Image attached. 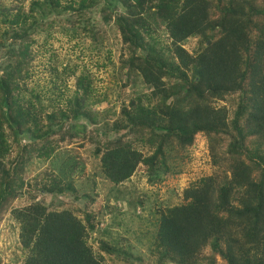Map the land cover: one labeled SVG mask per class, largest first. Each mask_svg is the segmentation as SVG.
I'll return each instance as SVG.
<instances>
[{"label":"trees","instance_id":"obj_1","mask_svg":"<svg viewBox=\"0 0 264 264\" xmlns=\"http://www.w3.org/2000/svg\"><path fill=\"white\" fill-rule=\"evenodd\" d=\"M25 1L0 0V223L7 215L18 229L15 264H144L113 240L93 248L103 213L67 173L76 169L73 154L57 168L27 170L81 138L105 187L124 183L140 164L156 183L174 172L168 157L200 132L213 170L183 189L182 203L159 209L150 241L156 264H264V0ZM57 15L74 37L87 31L95 42L107 26L119 32L127 50L121 87L135 89L118 110L96 109L107 98L94 94L86 72L72 95L61 100L57 87L48 104L31 85ZM69 69L51 70L52 83L64 84Z\"/></svg>","mask_w":264,"mask_h":264},{"label":"rangeland","instance_id":"obj_2","mask_svg":"<svg viewBox=\"0 0 264 264\" xmlns=\"http://www.w3.org/2000/svg\"><path fill=\"white\" fill-rule=\"evenodd\" d=\"M4 1L8 3L9 0ZM28 2L29 0L25 1V7ZM98 15V11L93 12L94 18L99 19ZM53 19L56 23L51 29L52 37L48 39L46 50L43 48V53H40L39 58L34 61L32 68L31 85L40 90L43 102L48 104L49 98H56L59 92L57 87L64 93L60 96L61 100L72 95L77 76L86 72L94 83V94L102 93L107 98L96 103V109L114 107L118 110L119 101L128 97L132 89H135L132 85L121 87L125 76L121 73L120 64L127 50L121 42L119 32L114 27L107 26L104 35L95 43L87 31L76 37L64 33L60 27L63 20L60 15L53 16ZM77 31L83 30L78 28ZM38 33L40 34H37V37L41 39L43 34ZM195 43L196 38L191 37L184 42V47L191 50ZM106 52H111L110 62L106 60ZM51 54L55 56L51 57ZM64 66H69L73 72L65 78L64 84L52 83L54 78L50 71L54 69L61 71ZM142 88L144 87L140 84L137 89ZM216 105L228 107L229 103L228 100H220ZM50 110L51 107L47 109ZM110 118L112 119L113 116ZM61 145L62 147L48 162L34 159L32 168L27 170L28 174L31 176L37 172L41 173L46 167H50V163L53 168H57L68 154H73L76 169L67 173L70 177L73 176L74 186L80 192L94 196V201H89L88 206L94 211L100 210L103 213L99 227L90 240L93 248L98 250L101 239L113 240L125 249L139 254L144 264L157 262L156 254L150 250L153 247L150 241L155 229L152 222L159 216V209L182 203L183 189L202 176L209 175L213 170L208 152V138L202 132L195 135L191 145L174 152L176 154L174 157H168V163L174 172L166 174L162 181L150 182L146 166L140 164L130 179L118 186L112 185L111 188L105 187L106 181L97 171V159L90 154V142L77 138L70 144ZM49 198L50 196H47V200ZM59 198L64 199L65 204L71 201L68 196L61 195ZM19 201L17 203L25 202L22 198ZM82 203H87V198L77 203V206L80 207ZM7 220L8 216L4 215L0 223V264L21 263L18 229L13 222L7 223ZM106 264L127 263L108 260Z\"/></svg>","mask_w":264,"mask_h":264},{"label":"clouds","instance_id":"obj_3","mask_svg":"<svg viewBox=\"0 0 264 264\" xmlns=\"http://www.w3.org/2000/svg\"><path fill=\"white\" fill-rule=\"evenodd\" d=\"M189 38H191V37H189ZM189 38H188V39H189ZM206 43H207V42H206ZM71 178H73V176H72V175H71Z\"/></svg>","mask_w":264,"mask_h":264}]
</instances>
